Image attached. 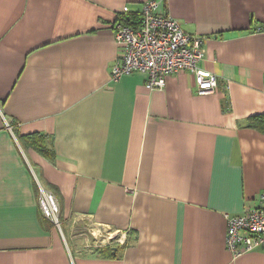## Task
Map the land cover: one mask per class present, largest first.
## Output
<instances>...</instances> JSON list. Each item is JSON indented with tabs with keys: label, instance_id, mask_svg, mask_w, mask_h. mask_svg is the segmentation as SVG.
Masks as SVG:
<instances>
[{
	"label": "crops",
	"instance_id": "obj_1",
	"mask_svg": "<svg viewBox=\"0 0 264 264\" xmlns=\"http://www.w3.org/2000/svg\"><path fill=\"white\" fill-rule=\"evenodd\" d=\"M145 1L0 0V264H264L224 245L264 193V0L163 3L203 40V95L188 71L111 79Z\"/></svg>",
	"mask_w": 264,
	"mask_h": 264
},
{
	"label": "built area",
	"instance_id": "obj_2",
	"mask_svg": "<svg viewBox=\"0 0 264 264\" xmlns=\"http://www.w3.org/2000/svg\"><path fill=\"white\" fill-rule=\"evenodd\" d=\"M165 0H146L136 24L118 20L112 26L114 40L120 56L113 63L110 75L116 81L132 73L146 76L149 90L164 87L169 75L188 71L194 77L196 93L203 95L214 91L217 77L198 67L204 59L202 38L188 34L179 23L161 11ZM128 8L124 7L123 12ZM264 92V74L262 78ZM38 203L42 215L59 228V207L51 193L39 187ZM261 205L246 209L241 214L226 216L227 227L224 245L233 260L257 248L264 249V193ZM108 240L113 241L111 237ZM115 242L122 244L118 239Z\"/></svg>",
	"mask_w": 264,
	"mask_h": 264
},
{
	"label": "trees",
	"instance_id": "obj_3",
	"mask_svg": "<svg viewBox=\"0 0 264 264\" xmlns=\"http://www.w3.org/2000/svg\"><path fill=\"white\" fill-rule=\"evenodd\" d=\"M138 17L137 16H133V17H131V18H129V19H127V20H125L124 21V23L125 24H136L137 23V21H138ZM256 119V118H255ZM34 138V137H33ZM38 138V137H37ZM37 138H34V139H37ZM39 150H41L42 152H45V151H43V148H42V146H41V148L39 149ZM44 217V216H43ZM44 219H46L45 217H44ZM48 222H50L48 219H46ZM52 225H53V223L52 222H50ZM54 226V225H53Z\"/></svg>",
	"mask_w": 264,
	"mask_h": 264
},
{
	"label": "rangeland",
	"instance_id": "obj_4",
	"mask_svg": "<svg viewBox=\"0 0 264 264\" xmlns=\"http://www.w3.org/2000/svg\"><path fill=\"white\" fill-rule=\"evenodd\" d=\"M197 94V93H196ZM198 95V94H197ZM44 190V192H48V193H50L49 191H47V190H45V189H43ZM40 195H41V192H40V190H39V197H40ZM53 196V195H52ZM53 198H54V196H53ZM54 200H55V198H54ZM55 203H57L56 202V200H55ZM59 222V221H58ZM88 239H89V243L91 244V245H95V242L94 241H96V240H94L93 239V237L92 236H90L89 234H88ZM91 239V240H90ZM102 239H104V240H108V238L106 237V235L105 234H103V236H100V240H102ZM105 241V242H106Z\"/></svg>",
	"mask_w": 264,
	"mask_h": 264
}]
</instances>
